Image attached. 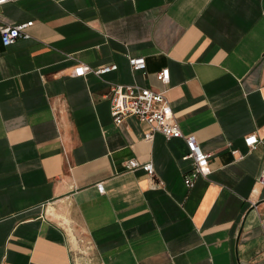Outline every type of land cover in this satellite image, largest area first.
Returning <instances> with one entry per match:
<instances>
[{
  "label": "crops",
  "instance_id": "crops-1",
  "mask_svg": "<svg viewBox=\"0 0 264 264\" xmlns=\"http://www.w3.org/2000/svg\"><path fill=\"white\" fill-rule=\"evenodd\" d=\"M30 20V38L0 34V264H264V0L0 5V24ZM117 83L165 91L207 176L186 185L183 138L114 123Z\"/></svg>",
  "mask_w": 264,
  "mask_h": 264
},
{
  "label": "built area",
  "instance_id": "built-area-1",
  "mask_svg": "<svg viewBox=\"0 0 264 264\" xmlns=\"http://www.w3.org/2000/svg\"><path fill=\"white\" fill-rule=\"evenodd\" d=\"M9 1L12 0H3V2H0V5ZM33 24V20L17 24H0L1 40L4 46H10L20 38H30L31 33L29 32V28ZM129 62L133 70H144L146 68V60L143 56L130 57ZM117 68V64H112L94 69L87 64L79 63L74 67L73 74L75 76H83L88 72H94L97 75H101L112 70H117ZM157 78L165 84L169 82V68H164L158 72ZM110 112L114 123L118 126L123 124L127 117L131 115L149 124L151 129L145 133L146 138H152L156 132L163 133L167 138H183L187 146V152L183 156V159L191 160L193 163L191 170L185 175V183L188 187L193 186L194 180L197 177L209 174L208 163L211 154L202 149L195 135L183 134L165 91H157L136 84H112ZM244 140L246 145L252 148H255L260 141L258 135L255 133L246 135ZM124 165L127 170L141 168L148 176H155L153 161L143 162L138 158H131ZM257 184L264 186V168L258 176ZM99 187L104 191L101 183Z\"/></svg>",
  "mask_w": 264,
  "mask_h": 264
},
{
  "label": "clouds",
  "instance_id": "clouds-1",
  "mask_svg": "<svg viewBox=\"0 0 264 264\" xmlns=\"http://www.w3.org/2000/svg\"><path fill=\"white\" fill-rule=\"evenodd\" d=\"M0 2H3V0H0Z\"/></svg>",
  "mask_w": 264,
  "mask_h": 264
}]
</instances>
